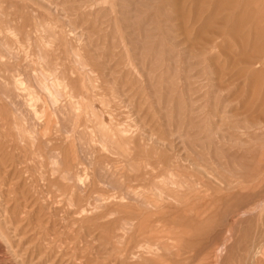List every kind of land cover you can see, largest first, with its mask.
<instances>
[{"label":"rangeland","instance_id":"374dc122","mask_svg":"<svg viewBox=\"0 0 264 264\" xmlns=\"http://www.w3.org/2000/svg\"><path fill=\"white\" fill-rule=\"evenodd\" d=\"M185 1L0 0V264H264V0Z\"/></svg>","mask_w":264,"mask_h":264},{"label":"bare ground","instance_id":"6f19581e","mask_svg":"<svg viewBox=\"0 0 264 264\" xmlns=\"http://www.w3.org/2000/svg\"><path fill=\"white\" fill-rule=\"evenodd\" d=\"M184 1H185V0H184ZM187 1H188V0H187ZM192 1H193V2H192V5H195V3L197 4V5H195V6H198V5H199V0H197V2H195V0H192ZM205 1H206V0H205ZM214 1H216V0H214ZM220 1H221V0H220ZM229 1H230V0H229ZM231 1L233 2V0H231ZM241 1H242V0H241ZM185 2H186V1H185ZM185 2L183 3V4H184V6H183L184 8H185ZM188 2H189V1H188ZM194 2H195V3H194ZM203 3L205 4V2H203ZM203 3H202V4H203ZM229 3H230V2H229ZM239 3H240V2H239ZM239 3H237V4H239ZM204 4H203V5H204ZM210 4H211V3H210ZM110 5H111V4H110ZM112 5H113V4H112ZM154 5H155V4H154ZM208 5H209V3H208ZM217 5H220V6H218L219 9H220L221 6H223V7L225 6V5H223V3H222V5L217 3ZM217 5H216V6H217ZM232 5H233V4H232ZM156 6H157V5H156ZM188 6H189V5H188ZM216 6H215V10H217V7H216ZM110 7H111V6H110ZM192 7H193V6H192ZM200 7H201V6H200ZM202 7H203V6H202ZM202 7H201V8H202ZM243 7H246V6H243ZM112 8H113V6H112ZM190 8H191V7H190ZM190 8H189V9H190ZM201 8L198 10V7H197V11H198V12L195 10V11H196V15H195L196 17L194 18V20H195L194 22H197V21H198V19H199V14H200L199 12L201 11ZM238 8H239V5H235V6H232V7H227L226 9H229L228 11H234V10H237ZM221 9H222V10H226L225 8H224V9L221 8ZM188 11H189V13H190V12H191V9L188 10ZM193 12H194V10H193ZM228 20H229V19H226V21H228ZM240 21H242V20H239V22H240ZM263 26H264V25H263ZM4 27H6L5 29H7V25H5ZM4 27H3V28H4ZM3 30H4V29H3ZM3 30H2V31H3ZM4 31H5V30H4ZM7 32H9V30H8ZM5 33H6V32H5ZM24 35H25V33H24ZM26 36H27V35H26ZM3 37H4V36H3ZM201 37H203V36H202V33H201ZM202 39H203V38H202ZM202 39H201V40H202ZM202 41H203V40H202ZM205 42H207L206 39H205ZM3 43H4V42H3ZM207 43H209V42H207ZM0 44H1V41H0ZM5 45H6V44H5ZM0 46H1V45H0ZM204 46H206V45H204ZM212 46H213V45H212ZM6 47H7V46H6ZM207 47H208V44H207ZM209 47H210V46H209ZM209 47H208V49H209ZM210 48H211V47H210ZM9 51H11L10 48H9ZM39 51H40V50H39ZM12 52H13V50H12ZM2 53H4V52L2 51ZM5 53H6V51H5ZM37 53H38V52H37ZM39 54H40V53H39ZM41 55H42V53H41ZM2 56H3V55H2ZM42 56H43V55H42ZM42 56H41V57H42ZM0 57H1V55H0ZM43 59H44V57H43ZM44 63H45V62H44ZM19 68H20V67H19ZM47 68H48V67H47ZM49 71H50V70H49ZM18 74H19V73H18ZM33 75H34V74H33ZM33 75H31V76H33ZM36 76H38V75H36ZM36 76H35V78H34V77H32V78L36 79ZM39 76H40V75H39ZM39 76H38V77H39ZM29 78H30V76H29ZM39 78H40V77H39ZM26 80H27V79H26ZM29 80H31V78H30ZM40 80H41V79H40ZM35 81H36V80H35ZM36 82H37V81H36ZM36 82H35V83H36ZM35 83H34V84H35ZM42 83H43V82H42ZM44 83H45V81H44ZM36 84L39 85L38 82H37ZM48 85H50V84H48ZM39 86H40V85H39ZM39 86H37V87H39ZM41 88H42V86H41ZM43 88H47V87H43ZM50 88H51V86H50ZM41 90H43V89H41ZM48 90H50V89H48ZM48 90H47V91H48ZM43 91H44V90H43ZM47 91H46V89H45V92H47ZM52 91H53V90H52ZM48 92H49V91H48ZM50 92H51V91H50ZM50 92H49V93H50ZM53 92H55V91H53ZM49 93H48V95H49ZM55 93H56V92H55ZM55 93H53V94H55ZM51 95H52V93H51ZM57 95H58V94H57ZM54 96H55V95H53V97H54ZM55 97H56V96H55ZM52 99H54V98H52ZM49 101H50V98H49ZM62 123H63V122H62ZM106 144H107V143H106ZM106 144H105V145H106ZM105 145H104V146H105ZM231 181H232V180H231ZM229 182H230V181H228V183H229ZM241 192H242V191H241ZM244 195H245V193H244Z\"/></svg>","mask_w":264,"mask_h":264}]
</instances>
